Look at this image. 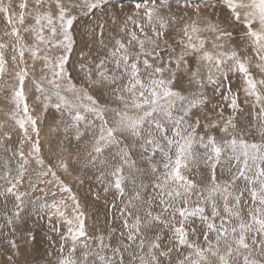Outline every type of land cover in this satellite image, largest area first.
Returning <instances> with one entry per match:
<instances>
[{"label":"snow or ice","instance_id":"obj_1","mask_svg":"<svg viewBox=\"0 0 264 264\" xmlns=\"http://www.w3.org/2000/svg\"><path fill=\"white\" fill-rule=\"evenodd\" d=\"M109 6L0 0L12 38L0 41V79L10 60L17 70L6 115L21 133L13 147L0 124V227L15 234L25 215H46L60 240L55 264H264V0H136L105 12L107 20L86 28L103 53L80 52L74 78L75 26ZM37 62L31 83L42 114L33 116L25 82ZM242 105L251 108L245 128L237 122ZM49 108L75 141V163L115 193L107 233L89 235L79 200L44 160L38 122ZM33 163L43 171L28 181L31 192L46 197L39 185L48 184L67 196L28 198L20 186ZM55 165L69 172L68 159ZM7 243L18 249L15 239Z\"/></svg>","mask_w":264,"mask_h":264},{"label":"bare ground","instance_id":"obj_2","mask_svg":"<svg viewBox=\"0 0 264 264\" xmlns=\"http://www.w3.org/2000/svg\"><path fill=\"white\" fill-rule=\"evenodd\" d=\"M77 31H78V29H77ZM94 39H95V37H94ZM94 41H96V40H94ZM98 49L99 48H97V50ZM95 51H96V48H95ZM30 62H31V60H30ZM74 65H75V63H74ZM11 67L12 66H10V68ZM11 70H12V68H11ZM252 71L254 73L256 72V70L254 68L252 69ZM12 72H14V71H12ZM7 75L8 74L6 73V77H8ZM10 77H9V80H10ZM30 77H31V74H30ZM237 80L238 79H236L235 81H237ZM237 82L238 83H235V82L233 83V89L234 90L238 86V84L240 83V81H237ZM7 83H6V85H7ZM8 85H9V83H8ZM30 88H31V86H30ZM241 100H243V94L242 93H241ZM9 107H10V105L7 106V110L10 109ZM242 108H243V111L241 113H238V115H237V122H238V127L245 128V127H247L249 122L252 121V116L249 114L251 112V108L249 105H242ZM225 114L227 115L228 111H226ZM58 120H60V119H58ZM1 123L4 124V122H1ZM13 128H15V127H13ZM48 129H49L48 131H50L51 134H50V136H48L44 140L45 142L43 143V145H41L44 148V150L43 149L42 150L45 151V154H46V152H50V155H55L54 160H56L57 157H61L64 155V157L66 159H68V161H69V172L64 173L63 171L59 170L55 166L57 168V170H56L57 173L61 174L62 178L69 180L68 185L74 184V186H77V183L81 182V185H85L92 192V195H91L84 186H82L80 188L77 187L78 194L80 195L79 200L80 201H82V199L85 201L87 200V203L84 202L82 204L85 205L83 211L85 212L86 217H87L86 225H87V230L89 232V235H95L98 232L107 233V230H108V227L110 226V221L112 220V215H113V210L110 207V203L115 198V193L112 191H110L109 193H104L103 192L104 185L96 179L97 173L95 172V170L94 169H88V170L82 169L80 165H77L75 163V159H76V155H74V154H76V150H75V146H74L75 141L70 142L69 139H66L64 132H60L59 127H57V126H51ZM248 138L252 139L253 137H248ZM254 138L259 140L258 135H256ZM41 143H42V141H41ZM44 160H47L46 163L51 164V162H52V160H50L49 157H47V156L44 158ZM54 163H55V161H54ZM53 167H54V165H53ZM64 179L62 181L67 183V181H64ZM69 187H72V186H69ZM51 188H52V185L49 186V190H51ZM56 189H57V191H59L58 188H56ZM29 192L31 193V195L28 198H35L36 196L44 197V194L39 192V191L31 192V190H30ZM97 195H99V198H97ZM61 196L66 197L67 195L64 193V195H60V196L56 195L55 197H53V196L51 197V193L49 192V194L44 198L51 201L52 199L58 200L61 198ZM117 202H118V198H117ZM11 205H12V201H11V199H9L8 210H7L9 215L11 214V212H9L11 210ZM101 205H108L107 210L106 209H105V211L101 210L102 207H101V209H99V207ZM82 207L83 206L81 205V208ZM5 211H6V209L4 208L3 202L1 200V202H0V217H1V219L0 220L3 221V225L6 224L5 217H4ZM4 228L10 229L7 226H4ZM29 230L32 232L34 239L27 235V232ZM61 230L63 231L64 229H61ZM14 235H15V241L18 245V249L15 250V256L10 254L9 251L5 248V245H3L2 249L6 251L7 256H5V258L0 257V258H2V262H5L6 260H8V257L11 256L12 260H14L15 264H55L57 254H58L60 240H59V236L56 233L51 231V227L49 225V221H48L46 215L43 218L36 216L35 214L25 215L23 222L17 226V230H16ZM49 237H51V239H49ZM9 263H10V261H9Z\"/></svg>","mask_w":264,"mask_h":264},{"label":"rangeland","instance_id":"obj_3","mask_svg":"<svg viewBox=\"0 0 264 264\" xmlns=\"http://www.w3.org/2000/svg\"><path fill=\"white\" fill-rule=\"evenodd\" d=\"M3 2L4 3H8V0H3ZM135 2H136V0H110V6L107 9H105L104 11H98V12L95 13L94 16L81 17L79 19V23L76 24L75 31H74V37H75V40H76V44L74 46V51H73V53L71 55V58H70V61H69V65H68L69 70L73 74L72 76L74 78L78 77V68H77V66H78V63L80 62V56H79L80 52L83 51L86 54H90L93 58L96 56V53L98 51H100L101 54L103 53V50H101V49L97 50V48H99L98 47L99 45L96 43V41H94L97 38L95 37V39H94V37L89 36L86 28L91 26V24L94 22L96 17H101L102 16V17H104L107 20L108 17L104 16L105 12H108V13L118 12L121 8H123L124 10H127ZM189 2H190V4L192 6H195V3L197 2V0H189ZM199 2L201 3V5H203V0H199ZM12 3L15 5L16 3H18V0H12ZM29 4L31 6V0H29ZM111 5H116V8L113 9L111 7ZM174 7H175V5H174ZM215 10H216L217 13H220V14H224L226 12V10L223 9L221 3H217L216 4V9ZM16 11H18V9H16ZM209 11H211V9H209ZM29 22H31V21H29ZM112 28H113V26L111 25V22L109 21L108 29L112 30ZM77 29H78V31H77ZM6 30H8V26L6 25V22L3 20L2 15H0V41L7 42V43H9V45H11L12 38L10 36H5L4 35V32ZM106 35H107V33H106ZM95 48H96V51H95ZM10 55H11V47H9V49H8V51L6 53V56L10 57ZM26 59L29 61L28 64L31 65L32 61L30 62L31 59L30 58L28 59L27 55H26ZM74 63H75V65H74ZM10 66H12L11 67L12 70H11ZM40 66H41L40 62H37L36 63V71H34V73H33V71L31 69H29V71H31L30 72L31 77L29 75L28 79L25 82V86H26L25 87V91L28 94V99L30 98L29 99V104L31 106H33V107H36V111L32 112L33 116H37V115L42 114L41 113L42 112V108L40 106H37L35 104L34 100H33L34 90L32 88V83H31L33 77L39 78V76H40V71H39ZM7 67L8 68H7L6 73L8 74L7 75L8 77H6V74H5L3 79H0V124H2L1 122H4V124H3L4 125V129L3 130H6V131L7 130H11V137L12 138H11L10 141H8V143H9V145H11L13 147H16V146H18V142H19V140L21 138V133H20L19 129L15 126L14 122H12L11 120L8 119L6 113L8 112L7 106L10 105L9 108H11V104L9 102V98H10L11 91H12L11 87L16 83V80L14 78V72L17 69H16V65H14L10 60H9V63H8ZM12 71H14V72H12ZM9 77H10V80H9ZM237 81H239V80H237ZM237 81H235V83H238ZM7 82L9 83V85H8ZM78 82H79V80L77 79V83ZM6 83H7V85H6ZM30 86H31V88H30ZM177 86L179 87L180 85H177ZM113 106H115V105H113ZM43 115H44L43 123H39L38 122V126L40 127V138H41V141H42L41 145H43V143L45 142L44 140L48 136H50V134H51L50 131H48L49 127L57 126V127H59L60 132H63V125L58 123L60 121L58 119H61L60 113L56 112L55 109L53 110L52 108H49L48 112L47 113H43ZM106 115L108 116L109 119H110V117H112V113H107ZM65 119H66V117H65ZM13 127H15V128H13ZM41 148L44 150V148L42 146H41ZM24 150L27 153V151L29 150V146L25 145L24 146ZM43 150H42V154L45 155V156L43 155V157L45 158L47 156V157H49L50 160H52L51 164L54 165L53 170L56 171L57 168L55 167L56 165L54 163V161H56V160H54L55 155H50V152H46V154H45V151H43ZM75 150H76V148H75ZM5 155L6 154L2 151V149H0V158H3ZM74 155H76V154H74ZM62 157H64V155ZM46 161L47 160H45V162ZM0 162H2V159H0ZM13 167H14V165H13ZM40 171H43V170L40 169V168H37L35 163H33L29 167L28 172L25 175L24 183L20 186V190L21 191H25V190L30 191L29 186H28V181L29 180L36 181L37 173L40 172ZM57 175L60 177L61 180L64 179V178H62L61 174L57 173ZM47 179H52V177L49 176V177H47ZM64 181H67V183L64 182V184L68 185L69 180L68 179H64ZM2 183L3 182L0 181V184H2ZM49 186L50 185H48V184H40L39 185V187L44 188L46 191L50 192L49 191ZM68 186H72L70 188L72 189V192L74 191L73 193L76 195L78 200L80 198V195L78 194L77 187L80 188V187L84 186L87 189V191L92 195V192L88 189V187H86L85 185H81V182L77 183V186H74V184H69ZM51 190H55L57 196L64 195V193H61L60 191H57V189L54 188V185H52ZM51 197H52V195H51ZM0 202H1V200H0ZM79 202L83 206L82 210H84V206L85 205L82 204V203H84V202L87 203V200L85 201V200L82 199V201L79 200ZM101 207H102V209H101ZM107 207H108V205H101L99 207V209L105 211V209L107 210ZM9 212H11V211H9ZM0 219H1V217H0ZM0 225H3V221H1V220H0ZM8 239H15V235L11 233V229H5L4 227H0V257L5 258V256H7L6 251L2 249L3 245H5V248L9 251L10 254L15 256V250L11 249L8 246V243H7ZM0 263L1 264H7V263L8 264H15L14 260L10 261V263H9V260H6L5 262H2V258H0Z\"/></svg>","mask_w":264,"mask_h":264}]
</instances>
